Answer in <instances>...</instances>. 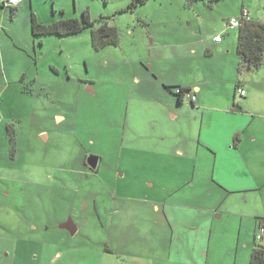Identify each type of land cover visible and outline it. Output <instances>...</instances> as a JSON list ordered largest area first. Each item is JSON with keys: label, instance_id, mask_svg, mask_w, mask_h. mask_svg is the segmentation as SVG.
<instances>
[{"label": "rangeland", "instance_id": "obj_1", "mask_svg": "<svg viewBox=\"0 0 264 264\" xmlns=\"http://www.w3.org/2000/svg\"><path fill=\"white\" fill-rule=\"evenodd\" d=\"M22 1L28 2L23 13L0 5V264H71L70 260L98 264L96 251L107 240L108 230L115 228L111 217L116 224L130 206V227L137 216L150 213L153 197L167 198L181 184L167 172L140 170V160L148 164L153 158L134 152L151 147L144 142L142 129L135 131L133 124L156 113L159 96L153 85L160 84L157 72L163 65L156 58L158 52H174L169 67L191 65L190 80L200 83L209 78L210 92L222 96L230 81L210 77L198 55L187 59L189 44L200 40L201 22L202 40L211 44L216 33L222 34L226 15L243 6L256 23H264V0H225L212 9L204 2L190 6L187 0H149L131 10L135 0ZM85 12L93 20L109 17L119 30L120 45L95 51L90 29L64 37L32 33V13L40 22L54 24L81 19ZM237 45L238 41L235 50ZM227 62L234 70L230 57ZM214 63L209 59L204 65ZM261 68L243 74L244 79L253 78L254 108H261L257 98L262 92L256 93L264 84V65ZM129 102L130 122L125 128ZM257 122L264 126V120ZM89 157L100 160L97 171L86 166ZM125 167L136 169L131 187L120 178ZM253 196L231 194L222 206L244 215L246 230L252 211L264 212V204ZM226 216L230 217L216 220L214 230L201 233L207 243L212 235L219 260L232 261L237 256L239 235L233 226L238 219L228 212ZM68 218L80 230L74 236L57 227ZM66 247L77 251L60 261L56 254ZM124 261L131 262L132 257Z\"/></svg>", "mask_w": 264, "mask_h": 264}, {"label": "crops", "instance_id": "obj_2", "mask_svg": "<svg viewBox=\"0 0 264 264\" xmlns=\"http://www.w3.org/2000/svg\"><path fill=\"white\" fill-rule=\"evenodd\" d=\"M26 3L22 1L13 10L25 12ZM244 10H247L245 6L226 15L222 34L216 33L211 44L202 40L201 22L200 40L189 44L186 55L187 59L198 55L200 64L203 63L202 66L206 67L214 80L220 83L230 81L226 94L220 93L222 96L210 92L211 79L201 80L202 84L190 80L188 68L191 65L187 67L184 62L169 67L174 52H158L156 58L163 65L159 66L157 72L160 84L153 85L159 96L154 102L156 113L147 115L149 120L135 121L133 124L135 131L142 129L146 134H143L144 142H149L151 147L149 151L142 149L134 152L153 158L148 164L140 160V170L167 172L168 178L180 180L181 184L167 198L161 200L153 197L150 213L137 216L130 227L128 225L133 214L130 206H125L128 214L120 212L122 218L116 224L115 218L111 217L110 224L115 225V228L108 230L107 240L96 251L98 264H250L256 233L260 227H264V212L252 211L249 229L246 230L244 215L222 209L223 204L229 201V195L241 191L252 193L256 202L264 204V126L257 122L259 119L264 120V84L256 90V93L262 92L257 98L261 108H254V105L251 106L255 100L251 94L253 78L244 79L245 76L239 74L240 61L235 50L239 33H232L237 29L228 30L226 26L231 18L241 16ZM250 15L254 21L251 12ZM193 35L197 36L196 32ZM219 36L222 41L216 42L215 38ZM228 57L232 59L234 70L228 67ZM209 59L215 60L210 67L204 65ZM183 68L184 72H181ZM185 72L190 80L188 83L183 80ZM177 87L191 89L196 101L192 102L188 96H184L180 103L178 97L169 90L172 88L173 91ZM240 88L246 91V96L238 94ZM238 98L246 102L245 105ZM235 104L241 108H235ZM130 107L129 102L125 128L129 127ZM58 119L63 120L62 117ZM123 158L122 150L119 168L122 167ZM135 171L131 167L119 171L125 187H131V182L136 180ZM148 184L154 187L152 181ZM170 197H173L172 201H169ZM136 200L144 202L143 199ZM128 201L133 202L134 199L130 197ZM226 212L236 215L238 219L233 226L239 235L237 256L232 261L219 260L216 257L218 246L217 243L213 244L212 235L207 243V236L201 233V230H214L216 220L230 217L226 216ZM72 231L74 236L80 230L75 224V230ZM112 241H115V245ZM75 250L76 247H66L56 256L61 261ZM129 256L132 261H124ZM70 263L77 264L75 260H70Z\"/></svg>", "mask_w": 264, "mask_h": 264}, {"label": "trees", "instance_id": "obj_3", "mask_svg": "<svg viewBox=\"0 0 264 264\" xmlns=\"http://www.w3.org/2000/svg\"><path fill=\"white\" fill-rule=\"evenodd\" d=\"M148 1L135 0L129 10L139 5H144ZM222 1L224 0H187V4L193 6L196 3L204 2L212 9ZM87 29L92 32V47L95 51H101L109 46L118 47L120 45L119 30L110 23L109 17L93 20L90 14L85 12L81 19H63L54 24H44L35 15H32V33L35 37L45 35L74 36L81 34ZM237 52L240 61L239 74H244V71H258L264 65V23H256L252 20L239 28ZM169 90L178 97L180 103L183 101L184 96L192 93L191 89L184 87L174 88L173 91L172 88H169ZM177 90H180L179 94L176 93ZM234 107L237 109L241 108L238 104H235ZM250 264H264V243H259L256 240Z\"/></svg>", "mask_w": 264, "mask_h": 264}, {"label": "built area", "instance_id": "obj_4", "mask_svg": "<svg viewBox=\"0 0 264 264\" xmlns=\"http://www.w3.org/2000/svg\"><path fill=\"white\" fill-rule=\"evenodd\" d=\"M21 3H22V0H8L5 2H0V5L2 7H5V8L15 9V8L19 7ZM251 21H252V18H251L250 12L247 10H244L241 16L230 19L227 22L226 26H227L228 30H236V29L241 28L245 23H248ZM215 41L221 42L222 38L219 36V37L215 38ZM176 93L179 94L180 90H177ZM238 94L242 97L246 96V91L240 88V89H238ZM186 96H188V98L192 102L196 101V96H193L192 93L187 94ZM256 240L259 243H264V227L263 226L260 227L258 232L256 233Z\"/></svg>", "mask_w": 264, "mask_h": 264}, {"label": "flooded vegetation", "instance_id": "obj_5", "mask_svg": "<svg viewBox=\"0 0 264 264\" xmlns=\"http://www.w3.org/2000/svg\"><path fill=\"white\" fill-rule=\"evenodd\" d=\"M89 158H87L86 164H87V161ZM86 166H88V164ZM57 227H58V229H61V230H75V224H74L73 220L70 218H68V220L67 219L64 220L61 224H58Z\"/></svg>", "mask_w": 264, "mask_h": 264}, {"label": "water", "instance_id": "obj_6", "mask_svg": "<svg viewBox=\"0 0 264 264\" xmlns=\"http://www.w3.org/2000/svg\"><path fill=\"white\" fill-rule=\"evenodd\" d=\"M98 163H99V159L97 157H90L87 161L88 166L92 169V170H96L98 167ZM71 234H73L72 230H68Z\"/></svg>", "mask_w": 264, "mask_h": 264}, {"label": "clouds", "instance_id": "obj_7", "mask_svg": "<svg viewBox=\"0 0 264 264\" xmlns=\"http://www.w3.org/2000/svg\"><path fill=\"white\" fill-rule=\"evenodd\" d=\"M4 9H6V8L4 7Z\"/></svg>", "mask_w": 264, "mask_h": 264}]
</instances>
